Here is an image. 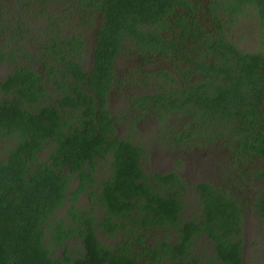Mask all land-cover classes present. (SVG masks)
I'll return each instance as SVG.
<instances>
[{"label":"trees","instance_id":"16d2710c","mask_svg":"<svg viewBox=\"0 0 264 264\" xmlns=\"http://www.w3.org/2000/svg\"><path fill=\"white\" fill-rule=\"evenodd\" d=\"M101 1L103 23L96 34L88 83L92 95L76 88L70 95H61L56 105L44 102L34 108L44 96L32 72L9 75L0 83V90L7 95L0 98V151H4L0 159V264H243L245 206L240 198L230 197L228 188L199 182L193 188L200 218L181 223L179 215L186 205L180 195L187 187L185 181L172 171L144 175L139 149L112 138V120L103 102L114 59L128 46L142 58L165 55L172 46L179 61L190 63L195 72L199 69V75L189 77L192 71L178 68L187 76L183 79H164L169 72L162 69L157 79L171 83L170 92L159 85L167 92L136 97L137 101L164 122L174 147L206 157L211 152L213 157L214 152L229 157L228 177L242 179L251 187L247 203L260 220L264 244V165L258 164H264V52L240 51L227 36L232 26H226L225 31L220 27L217 38L197 36L196 31L203 32L186 26L174 12L186 0ZM217 3L224 18L233 21L235 16L251 12L264 27V0ZM211 13L218 19L213 8ZM180 28L182 37L177 36ZM169 30L181 43L168 44ZM182 46L188 51H180ZM199 46L204 47L205 57L194 54ZM175 79L185 84L178 85ZM66 108L80 113L79 128L60 117ZM172 120L179 124L173 125ZM65 126L68 132L63 130ZM45 141L55 143L52 162H36L28 169ZM103 151H112L113 157L110 177L97 197L105 207V216L96 224L109 235L118 228L131 231L127 233L130 239L116 251L98 242L93 218L77 212L72 203L66 209L68 222L52 216L66 200L72 178L79 180L78 191L83 188L86 174L80 162L90 160L92 167L93 156H102ZM78 191L72 193L74 199ZM143 229L153 231L142 235ZM168 233L178 236L173 245L165 239ZM148 234L156 235L153 242ZM195 236H204L211 245L207 261L184 257ZM76 237L79 248L67 254V242ZM54 248H64L63 259L51 257Z\"/></svg>","mask_w":264,"mask_h":264},{"label":"flooded vegetation","instance_id":"af4514ba","mask_svg":"<svg viewBox=\"0 0 264 264\" xmlns=\"http://www.w3.org/2000/svg\"><path fill=\"white\" fill-rule=\"evenodd\" d=\"M217 1L220 0H186V3L182 6L175 7L174 12L177 13V17H182V21L185 22L186 26H196L203 32L202 35L199 31H196L197 36L217 38L218 33L221 32L220 27L225 31L229 23L236 22L242 16H248L238 15L235 16L233 21L230 20L229 16L224 18L220 13ZM101 4V0H0V83L9 75L32 72L39 79L36 86L42 89V96H44L43 99L33 105L34 108L40 107L44 102L56 105V101L61 95H70L76 88L83 91V93L92 95L89 91L88 83L93 67L96 34L103 23ZM212 8L213 12L217 13L218 19L211 13ZM248 13L252 14L251 12ZM249 19L255 18L252 15ZM191 29L194 30V28ZM169 31L170 33H167L168 44H171L172 41L176 45L181 43V40H176V37L172 38L173 32ZM182 31L183 28L178 29L177 33L179 34L177 36L182 37ZM189 36L191 35L189 34ZM163 37L165 38V35ZM196 42L197 40L192 41V43ZM231 42H233L232 39ZM236 47L239 49L237 45ZM127 48L129 49V46ZM203 48V46H199V50L194 54H197L199 58L205 57L204 52H202ZM128 49L122 52L119 50L115 57L111 78L104 92L103 104L112 120V138L129 142L139 149V167L144 175L149 176L154 172L167 174L172 171L185 181L187 187L181 191L180 196L181 202L183 201L188 207L184 206V212L179 215L181 223L189 220L195 221L200 218L198 197L193 187L199 182L216 185L217 182L207 174L209 170L218 171L219 168L222 169L218 173H221L222 177H220V180L222 179L224 183L221 188L230 189L227 191L228 195L235 198L234 200H238L239 194L243 189L247 190L249 185L242 179L236 180L234 177L232 179L228 177L231 175V172H227L226 169L227 165L230 164L228 161L229 157H221L219 155L206 157L194 152H183L181 147H174L175 144L171 143V134H169L171 131L166 128L164 122L155 117L156 114L150 108L140 105L136 98L165 90L159 89V85L162 87L166 86L170 92L172 89L171 83L163 82L161 78L157 79V73L161 72L162 69L169 72L168 77L164 79H183L187 77L180 74L178 68H184L186 72L192 71L191 74H188L189 77H196L200 74V70L198 69L195 72L194 69L189 68L190 63L179 61L177 55L172 52V46L165 51V55L155 53L148 58L136 56L132 49ZM261 50L260 52H264V49L261 48ZM180 51H188V47L182 46ZM246 52L248 53V50ZM256 52H259V50ZM154 76L156 78L152 79ZM176 79L175 81L178 85L185 84V82L177 81ZM178 85L176 86L178 87ZM9 94L11 95L13 92L9 91ZM0 98H7L6 93L1 90ZM56 108L58 109V107ZM69 110L70 112L73 111L72 108H66L64 113L60 112V117L65 118L67 124L71 127L79 128L80 121L77 120V117L80 113L75 111L70 113L68 112ZM121 127H125V135H120ZM100 128L98 126V129ZM149 128H152L155 134V139H151V142L154 141L153 146L156 147L152 146V148L164 149V152L160 153L166 156H172V153L177 156L178 160L176 162L181 165L179 170L184 173H187L185 165L186 161H189L191 165L190 175L193 178L189 175L186 176L177 168L168 169L169 171H157L159 169L155 168L156 163L153 161V157L159 154L157 153L158 151L152 150L151 152L149 149L151 147L148 148V146H143L138 142L139 136L147 132ZM63 130L68 132L66 126ZM11 141L15 142V138L11 137ZM3 142L4 146L6 141ZM144 142H148V140L145 138ZM54 144L53 141L43 142V147L36 153L33 162L28 163V169L32 170L36 162L46 163L49 160L51 163L50 157L55 147ZM157 145L160 147H157ZM111 152L103 151L102 156L94 155L92 167H90V160L80 162V167L86 174L83 188L78 191L77 188L81 186L79 180L72 178L68 183L67 198L60 207L65 206L67 208L72 203L77 212L86 213L92 217L95 223L94 233L98 242L116 251L119 249L120 243L130 239L129 237L124 238V236H128L129 234L127 233L131 231L129 229L124 231L118 228L112 235H109L96 224L105 216V207L97 202V197L102 183L110 177V164L113 157ZM182 153L185 157H180ZM3 156L4 151H0V159ZM214 164L220 166L213 169ZM149 166L154 169L148 170ZM76 191L78 192L74 199L72 193ZM186 191L192 192L190 195L193 196L195 201L191 204L186 203L188 201ZM83 195H85L84 200L79 203ZM242 200L244 198L239 201ZM66 208L63 219L68 222ZM116 221L120 222V218L117 217ZM148 231H153V229H143L142 235ZM99 235H102L105 240L115 239L116 242L110 246L103 243ZM75 239L78 238L76 237ZM165 239L169 245H173L177 241L178 236L175 233H168ZM203 239L206 240L204 236L193 237L189 254L187 253L184 257L197 261H207L212 254V249L207 240L201 243ZM197 246L199 249L192 251ZM142 261L144 262L145 260L142 259Z\"/></svg>","mask_w":264,"mask_h":264},{"label":"rangeland","instance_id":"374dc122","mask_svg":"<svg viewBox=\"0 0 264 264\" xmlns=\"http://www.w3.org/2000/svg\"><path fill=\"white\" fill-rule=\"evenodd\" d=\"M250 16L251 15L242 16L236 22L229 23L228 25L232 26L233 28H231V30L227 32V36L232 39V41L239 47L241 51H244V52H246L247 50L248 52H256L257 50L262 51L261 48L264 49V27L260 26L255 19H249ZM171 123L173 125H175V123L179 124L178 121H173V120L171 121ZM125 134H126L125 127H121L120 135H125ZM145 138L148 140V142H144ZM151 139L153 140L155 139V134L152 128H149L147 132L142 133V135L139 136L138 142H140L143 146H148V148L151 147L149 148L151 152L152 150L158 151L157 153L159 154L153 157V161H155L156 163L155 168L159 169L157 171H169L168 169L172 170L175 168L179 170L181 168V165L180 164L178 165V162H176V160H178V157L174 156L173 153H172V156H166L164 154H161L160 152H164V149L161 150L157 148H152L154 141L151 142ZM153 147H156V146H153ZM157 147H160V146L157 145ZM214 155H216L215 152H214ZM180 157H185V156L182 153ZM208 157H213L212 152L209 154ZM144 161L148 163L146 159H144ZM258 164L264 165L262 163L261 164L258 163ZM147 169L152 170L154 168L149 166ZM185 170L187 173H184L181 170L179 171L184 173L186 176L189 175L190 177H192L190 175L191 165L189 161H186ZM221 170L222 169L219 168L218 171L209 170L207 172V174L211 176V179L217 182L216 184L220 187L224 185L223 180L222 179L220 180V177H222L221 173L218 174L219 171ZM191 193H192L191 191L190 192L186 191L187 200H188L186 202L187 204L188 203L191 204L192 202L195 201L193 200V196L190 195ZM250 193H251V187L248 186V189L247 190L243 189L242 192L238 196L240 199L244 198V200L240 202L245 206L244 216L242 219V239H243L242 260H243V264H264V244L262 243L263 240L261 239V232H260L261 223L258 217L255 215L252 208L249 206L250 204L247 203L248 202L247 198L250 195ZM84 196L85 195H83L80 198L79 203H81L84 200ZM65 208H66L65 206L60 207L58 211L52 215L53 218L63 219ZM99 237L103 243L109 244L110 246H112V244L116 242L115 239L105 240L102 235H99ZM125 237H128V236L125 235L124 238ZM155 238H156L155 234H148V239L150 242H153ZM205 241L206 240L203 239L201 240V243H204ZM77 245L79 246L78 239L69 240L66 244V247H68L67 254H70L74 249H76L78 247ZM197 249H199L198 246L195 247L192 251H197ZM63 252H64V248H60V249L54 248V250H50L51 257L54 260L63 259L64 257ZM74 256L75 254H71V257H74Z\"/></svg>","mask_w":264,"mask_h":264}]
</instances>
